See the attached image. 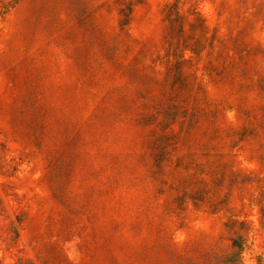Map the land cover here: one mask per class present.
<instances>
[{
	"label": "rangeland",
	"instance_id": "rangeland-1",
	"mask_svg": "<svg viewBox=\"0 0 264 264\" xmlns=\"http://www.w3.org/2000/svg\"><path fill=\"white\" fill-rule=\"evenodd\" d=\"M0 264H264V0H0Z\"/></svg>",
	"mask_w": 264,
	"mask_h": 264
}]
</instances>
